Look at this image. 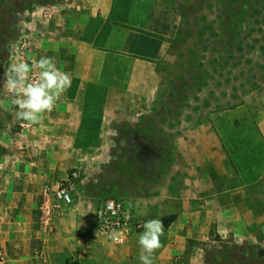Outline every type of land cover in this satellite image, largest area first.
Here are the masks:
<instances>
[{"label": "crops", "instance_id": "0c3cea01", "mask_svg": "<svg viewBox=\"0 0 264 264\" xmlns=\"http://www.w3.org/2000/svg\"><path fill=\"white\" fill-rule=\"evenodd\" d=\"M141 7L135 0H57L22 11L27 63L54 57L72 83L41 124L22 128L26 121L18 119L16 127V106L0 121V264H140L139 235L126 245L110 243L98 228L100 198L92 192L81 190L72 205L53 208L47 222L43 217L47 193L70 170L102 171L121 120L120 96H131L140 112L155 100L167 49L161 36L172 33L158 5ZM98 94L104 96L100 105L90 101ZM88 107H102L97 142L89 145L80 144L86 124L94 123ZM181 157L178 193L165 196L180 207L164 227L154 264H204L217 235L260 240L264 110L245 105L214 115L185 135Z\"/></svg>", "mask_w": 264, "mask_h": 264}, {"label": "rangeland", "instance_id": "374dc122", "mask_svg": "<svg viewBox=\"0 0 264 264\" xmlns=\"http://www.w3.org/2000/svg\"><path fill=\"white\" fill-rule=\"evenodd\" d=\"M55 1L0 0V121L14 110L12 93L3 88V75L22 57L28 61L22 51L21 13ZM135 2L141 9L158 5L172 33L161 36L167 49L158 69L159 91L153 104L141 112L133 107L131 96H120L121 120L114 125L118 129L111 134V154L102 171L86 174L85 167L76 169L82 175L79 193L98 196L96 206L101 208L112 198L122 200L147 221L174 216L172 212L180 207L165 196L167 191L176 195L181 185L185 135L223 111L245 105L264 110V0ZM140 11L136 15L143 18ZM98 95L90 101L100 105L104 96ZM87 111L94 123L86 124L87 138L80 144H96L102 107ZM19 125L16 119L15 126ZM214 240L215 250L206 253L204 264H264V236L253 241L249 235L223 239L217 235Z\"/></svg>", "mask_w": 264, "mask_h": 264}, {"label": "clouds", "instance_id": "9594fccd", "mask_svg": "<svg viewBox=\"0 0 264 264\" xmlns=\"http://www.w3.org/2000/svg\"><path fill=\"white\" fill-rule=\"evenodd\" d=\"M33 69L38 78H30ZM69 73L57 67L54 57H41L31 66L25 62L13 63L3 75V88L13 94L12 104L18 109L16 117L31 125L41 124L46 113L54 110L71 87ZM139 234L140 264H154L155 254L162 248L164 225L160 219L143 223Z\"/></svg>", "mask_w": 264, "mask_h": 264}, {"label": "built area", "instance_id": "2783aa9c", "mask_svg": "<svg viewBox=\"0 0 264 264\" xmlns=\"http://www.w3.org/2000/svg\"><path fill=\"white\" fill-rule=\"evenodd\" d=\"M34 78H38L36 73H33L32 79ZM21 126L31 129V125L27 122L22 123ZM81 176L80 170L74 169L58 189L47 193L43 217L45 222L48 221L53 208L72 205L79 197ZM98 218L100 229L113 245L128 244L134 236L143 232L142 225L146 222L135 214L129 203L113 198L103 202L98 211ZM67 264L78 263L75 260H70Z\"/></svg>", "mask_w": 264, "mask_h": 264}, {"label": "trees", "instance_id": "16d2710c", "mask_svg": "<svg viewBox=\"0 0 264 264\" xmlns=\"http://www.w3.org/2000/svg\"><path fill=\"white\" fill-rule=\"evenodd\" d=\"M175 218H176L175 216L164 217L162 219L164 227L168 228L170 226V224L175 221Z\"/></svg>", "mask_w": 264, "mask_h": 264}]
</instances>
